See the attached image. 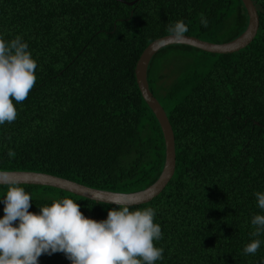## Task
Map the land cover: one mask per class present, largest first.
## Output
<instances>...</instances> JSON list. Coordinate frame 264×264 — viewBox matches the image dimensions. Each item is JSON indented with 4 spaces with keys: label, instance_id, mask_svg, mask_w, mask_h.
<instances>
[{
    "label": "trees",
    "instance_id": "16d2710c",
    "mask_svg": "<svg viewBox=\"0 0 264 264\" xmlns=\"http://www.w3.org/2000/svg\"><path fill=\"white\" fill-rule=\"evenodd\" d=\"M125 1L132 0H0V34L21 36L37 62L36 85L16 104V120L0 125V170L119 192L159 177L166 145L138 86L142 52L178 20L185 34L220 43L241 34L249 15L242 0ZM253 2L259 28L244 48L213 53L173 44L150 62L149 84L173 126L177 165L157 196L130 210L156 211V245L164 250L156 264H264V233L250 235L252 217L264 214L255 197L264 192V0ZM168 61L178 63V74L164 85L160 68ZM20 186L32 195L31 212L65 196L95 220L118 207L53 186ZM7 188L0 184V218ZM252 239L261 246L245 255ZM39 264L71 261L54 252Z\"/></svg>",
    "mask_w": 264,
    "mask_h": 264
},
{
    "label": "clouds",
    "instance_id": "9594fccd",
    "mask_svg": "<svg viewBox=\"0 0 264 264\" xmlns=\"http://www.w3.org/2000/svg\"><path fill=\"white\" fill-rule=\"evenodd\" d=\"M201 23L207 26L203 15ZM168 32L183 40L188 26L178 20ZM36 69L21 36L8 41L0 34V125L16 120V104L24 102L36 85ZM14 155L9 151L10 157ZM0 177V183L8 184L0 218V264H39L42 254L54 252H63L71 264H156L163 259L164 250L156 245L162 230L152 207L130 210L133 201L118 196L112 201L118 207L109 209L106 219L95 220L65 196L31 212L32 195L20 186L22 182L9 180L4 172ZM255 197L264 210V192L257 191ZM251 224L255 229L250 235L259 237L264 233V214L254 215ZM260 246V239H252L243 253L254 255Z\"/></svg>",
    "mask_w": 264,
    "mask_h": 264
},
{
    "label": "water",
    "instance_id": "95a60500",
    "mask_svg": "<svg viewBox=\"0 0 264 264\" xmlns=\"http://www.w3.org/2000/svg\"><path fill=\"white\" fill-rule=\"evenodd\" d=\"M138 1L140 0L125 2L128 4H135ZM242 2L244 3L248 11L249 21L246 29L234 39L217 43L204 40L196 36L184 34L185 38L183 40H177L173 39L171 37V34H168L153 40L144 49L137 62L135 72L138 86L144 99L156 115L161 125L166 145V156L163 169L159 177L152 184L137 191L119 192L91 187L80 182L46 172L31 170H0V172L7 173L9 180H18L25 184L53 186L93 200L111 204H113V199L118 196L127 197L132 200L133 203L131 205L141 204L152 200L164 189V187L172 179L176 170L177 156L173 126L165 108L162 106L158 98L154 95L149 84L148 69L150 66V62L154 55L160 49L173 44H187L213 53H233L244 48L255 38L259 28L260 20L258 10L253 0H242ZM0 179H2V177H0Z\"/></svg>",
    "mask_w": 264,
    "mask_h": 264
},
{
    "label": "rangeland",
    "instance_id": "374dc122",
    "mask_svg": "<svg viewBox=\"0 0 264 264\" xmlns=\"http://www.w3.org/2000/svg\"><path fill=\"white\" fill-rule=\"evenodd\" d=\"M177 62L175 61H168L163 62L160 71L163 77L161 78L162 81H164L166 84L169 85L170 82L175 79V77L178 74V68H177Z\"/></svg>",
    "mask_w": 264,
    "mask_h": 264
}]
</instances>
